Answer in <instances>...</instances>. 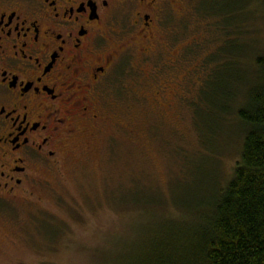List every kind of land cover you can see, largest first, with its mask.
<instances>
[{
	"label": "rangeland",
	"instance_id": "rangeland-1",
	"mask_svg": "<svg viewBox=\"0 0 264 264\" xmlns=\"http://www.w3.org/2000/svg\"><path fill=\"white\" fill-rule=\"evenodd\" d=\"M237 1L167 0L152 40L129 35L137 39L119 60L91 147L78 139L58 168L38 172L33 194L0 211V264H109L157 220L193 218L232 178L242 97L227 113L224 93L245 90L257 70L250 53H264V0H243L241 69L238 48L224 47L223 15Z\"/></svg>",
	"mask_w": 264,
	"mask_h": 264
},
{
	"label": "flooded vegetation",
	"instance_id": "flooded-vegetation-1",
	"mask_svg": "<svg viewBox=\"0 0 264 264\" xmlns=\"http://www.w3.org/2000/svg\"><path fill=\"white\" fill-rule=\"evenodd\" d=\"M164 1L0 0V211L78 139L91 147L129 35L152 40Z\"/></svg>",
	"mask_w": 264,
	"mask_h": 264
},
{
	"label": "trees",
	"instance_id": "trees-1",
	"mask_svg": "<svg viewBox=\"0 0 264 264\" xmlns=\"http://www.w3.org/2000/svg\"><path fill=\"white\" fill-rule=\"evenodd\" d=\"M243 4V0L233 8L228 4L222 23L231 36L224 47L238 48L240 69L247 51V43L236 37ZM231 54L224 53L225 68L232 65ZM252 56L257 68L254 79L238 95L224 93L227 113L232 99L242 97L236 109L243 130L238 135L241 155L232 178L216 195L195 205L193 218L157 220L152 230L109 264H264V53L253 51Z\"/></svg>",
	"mask_w": 264,
	"mask_h": 264
}]
</instances>
